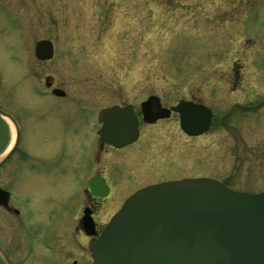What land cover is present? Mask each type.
Returning a JSON list of instances; mask_svg holds the SVG:
<instances>
[{
  "label": "rangeland",
  "instance_id": "rangeland-1",
  "mask_svg": "<svg viewBox=\"0 0 264 264\" xmlns=\"http://www.w3.org/2000/svg\"><path fill=\"white\" fill-rule=\"evenodd\" d=\"M30 2L29 10L15 9L17 23L8 38L15 45L13 60L11 45L0 33V106L23 125L36 119L41 106L47 120L65 116L64 111L57 116L56 109L71 100H92L97 108L129 103L139 115L140 137L131 146L138 149L126 157L124 170L114 166L118 156L111 153L109 169L107 153L93 169L105 177L109 171L124 185L94 205L97 226L107 223L128 195L159 181L208 177L234 191H264V0ZM38 38L52 41L50 60L34 58ZM17 70L30 75L19 82ZM11 73L17 77L9 82ZM47 77L66 98L36 95L35 87ZM13 86L20 91L15 94ZM150 96L165 108L179 100L202 103L212 112L211 124L204 134L190 137L181 131L176 113L146 123L139 105ZM23 104H29L33 117L20 115ZM57 131L49 126L50 139L35 131L38 137L27 146L35 165L66 148L74 150V141ZM17 159L15 154L8 163ZM0 172V185L6 182L11 206L19 209L15 216L0 209V245L13 255L31 246L25 264H91L90 240L76 230L75 215L85 204L78 201L79 185L71 184L77 174L48 173L45 181L25 164Z\"/></svg>",
  "mask_w": 264,
  "mask_h": 264
},
{
  "label": "water",
  "instance_id": "water-1",
  "mask_svg": "<svg viewBox=\"0 0 264 264\" xmlns=\"http://www.w3.org/2000/svg\"><path fill=\"white\" fill-rule=\"evenodd\" d=\"M35 56L50 59L51 42L39 40ZM153 100L158 107L155 114L149 104ZM140 109L147 123L176 112L179 127L188 136L204 133L211 124L210 109L193 101L180 100L165 108L158 97L150 96ZM98 119L104 142L120 147L138 137V120L130 104L102 109ZM8 199L9 193L0 189V205L7 206ZM81 221L85 233L94 236L89 212ZM88 247L92 264H264V191L238 192L208 177L147 185L123 202ZM0 256L11 264L1 248Z\"/></svg>",
  "mask_w": 264,
  "mask_h": 264
},
{
  "label": "flooded vegetation",
  "instance_id": "flooded-vegetation-1",
  "mask_svg": "<svg viewBox=\"0 0 264 264\" xmlns=\"http://www.w3.org/2000/svg\"><path fill=\"white\" fill-rule=\"evenodd\" d=\"M30 4H31L30 0H17V1L0 0V33L3 34L5 40H7V42L11 45V48H12L11 60L14 59V56L16 54L14 53L15 45L9 42V40H11V38L13 37L12 35L13 33L11 34V31L13 32V29L15 28V25L17 23V19L15 17V9L20 8L22 6L23 9L29 10ZM5 30L7 32H5ZM39 40H49L51 42L52 49H53V56H54V47H53L52 41L49 38L48 39L38 38V39H35V41L33 42L34 58H36L35 46ZM17 51H18V48H17ZM17 57L19 58L18 55ZM36 59L38 61H46V60H40L38 58ZM23 66H25V64L20 66V68ZM25 72L21 73L17 70V73H21L20 77L15 76L16 75L15 73H11L10 75H8V80H10L9 82H12L14 77H17L20 82L21 78H24L27 75L28 76L30 75V73H25ZM22 81L24 80L22 79ZM11 88L14 90L15 94L20 91L19 86H13ZM56 90L58 91L55 93L54 91ZM35 92H36V95H38L39 97H46L47 95H52L57 98L67 97V93L62 88L53 86L51 77H47V79H45V84L39 85V86L37 85V87H35ZM149 104H150V110L152 114H155L158 109L156 105L157 104L156 101L154 100L149 101ZM62 105H64L65 107L59 105L60 108L56 109L58 110L57 116L61 115L62 111L66 113L65 116L57 118L55 120H47L45 116L47 115V111L45 110L44 106H41L39 108V111L33 114L35 115L34 117L36 119L32 118V120L29 121V118H28L25 125H23L22 119L20 121L19 117L15 116L11 112V110H7V109L5 110V108L0 106V110L3 113L10 116L11 118L9 120L0 113V142H4V144L0 143V157L4 155L9 150V148L12 147V150L9 153V155L0 163V171L4 170L6 172H14V169L15 171L19 170L22 167V165L25 164L28 170L33 171V172L38 171L39 173L44 174V180L47 179L49 181L50 179L48 178V173H59L60 175L62 174L65 175L69 171L72 173V175L77 174L75 178L70 176L72 177V179H74V182H73L74 184L73 183L71 184L79 185L82 192H81V195H79L78 201H79V204L80 202L82 204V201H85V204L81 208L80 212H78L77 210L79 215L78 213H76L75 215V218L77 219L76 230L83 233V235L85 237H88L90 240L91 237L85 234L83 230L82 221H81L84 215V212L85 211L89 212V216L92 217L95 223L96 235L98 236L106 223L101 224L102 226L100 227L96 225V221L94 217V209H93L94 205L95 206L99 205V203H101L102 200H105L111 197L112 193L116 191V189H121L120 187H116V186L118 185L124 186L123 181H121V179L118 178V179L112 180L108 174L109 171L107 172V176H106L107 178H106L103 174H101L100 172H96L93 169L95 168V165L99 162L101 153H107V161L109 162L107 163L106 169L107 168L109 169L110 168L109 154L111 153L113 156H118L117 164H116L117 166L116 165L114 166L116 168H121L124 170V166L126 164V157L133 155L134 153L137 152L136 149H138V148L133 149L131 148V146L138 143V140L140 137L139 118H138L139 115L137 113V110L133 106L134 112L138 120L137 139L130 144H126L121 147H115L100 139L99 131L103 123L99 122L98 113L100 112V110L104 108H108L112 106H122V105H110V106H106L103 108H99V107L97 108V105L95 104V102H92V100L90 102H81V101L74 102L71 100L70 102H67L66 104H62ZM95 110L97 111V113L95 112ZM139 110H140L139 112L141 113V109ZM19 113L20 115L24 113L27 116L30 115L31 117L32 114H30L29 112V104H23L22 107L20 108ZM141 119H142V113H141ZM159 120H162V119H157L155 122ZM49 126L58 130L57 132L59 133V135H64L66 137H69L70 140L74 141L73 143L74 150H68L66 148L63 152H61V154L57 155L55 158L42 159L40 160L38 165H35L34 162L31 160L30 153H28L27 151L28 150L27 146L28 144L30 145V141L32 139H35L38 137L35 131L40 132L41 137L44 138L43 135L48 134ZM45 137H46L45 139L52 138L50 135H47ZM21 143H22V146H21ZM81 149L82 150L84 149L83 150L84 152ZM95 151L97 152V155ZM15 154H17L18 159L16 161L14 160L11 163H8V161L11 160ZM59 158L61 160L62 159L64 160L63 164H61ZM16 162L20 163V165L17 167L15 164ZM111 163L113 162L111 161ZM90 171L92 174H89ZM76 178H78L79 180H77ZM80 178L82 180H80ZM94 178H96L97 180H95ZM0 179L3 180L2 177H0ZM0 188L10 192V197H9L7 206H0V209H4V211H6L7 213H12L14 216L18 215L19 209H15L11 206V202L14 201L13 193L11 190H9L8 186H6V182H5V185H0ZM122 203L120 204V206L122 205ZM20 227L22 229H25L26 230L25 232L28 233L27 227L25 224L20 225ZM27 237H29V234ZM0 248L6 254L11 264L27 263L25 261L27 260L28 256L30 255V251H31L29 250L31 246L27 244L22 246V251H20L18 255H13V253L10 252L11 250L10 251L8 249L6 250L5 247L2 245H0ZM0 264H5L1 256H0ZM73 264H75V262H73Z\"/></svg>",
  "mask_w": 264,
  "mask_h": 264
},
{
  "label": "bare ground",
  "instance_id": "bare-ground-1",
  "mask_svg": "<svg viewBox=\"0 0 264 264\" xmlns=\"http://www.w3.org/2000/svg\"><path fill=\"white\" fill-rule=\"evenodd\" d=\"M28 258H29V256H28ZM28 258H27V260H28Z\"/></svg>",
  "mask_w": 264,
  "mask_h": 264
}]
</instances>
